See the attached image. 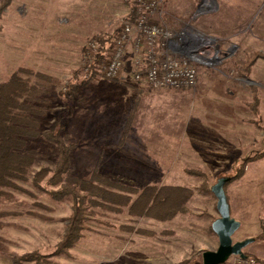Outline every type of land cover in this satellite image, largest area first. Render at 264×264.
<instances>
[{"label":"rangeland","instance_id":"1","mask_svg":"<svg viewBox=\"0 0 264 264\" xmlns=\"http://www.w3.org/2000/svg\"><path fill=\"white\" fill-rule=\"evenodd\" d=\"M70 1L15 0L12 6L8 7V14L4 16L3 23V16L0 19V82L4 81L15 69L33 61L32 50L36 47H45L47 44L60 47L63 40L67 38L64 37L63 30L67 24L66 20L70 25H76L85 23L84 16L95 17L98 7L95 8L94 0H90L91 6L87 5L84 8L76 6L77 0ZM124 2L125 0L121 1V3ZM123 8L125 9L124 5L119 6L116 25H119L125 18ZM263 13L264 0H260L258 1V50L252 44L246 47L244 43L242 45L241 42L249 43L256 40L250 37L245 38V41L242 39L238 47L230 46V52L235 54L232 59L220 60L221 53L215 51L216 45L220 43L218 39L205 37L206 44H203L201 48L208 50L206 56L211 63V67L208 68L204 65L198 66L199 77H202L201 93L204 96H212L216 92L229 95L228 92L231 90L235 94L233 99L237 97L238 102L235 103L240 105V111L246 108L254 115V118L244 120V126H246V128L243 127L244 132L248 135L246 146L239 147L232 142L229 147L217 149L215 152L219 154L220 159L199 157L201 153L188 157L190 151L182 150L183 157L174 158V154L168 157V162H176L172 165L163 166L155 157L148 159L152 162V166H142V168L135 166L133 172H128L126 166L108 165L105 156L110 154L108 152L110 149H107L109 142L112 141L111 143L114 144L119 139V143L122 144L125 135L115 133L94 135L90 134V125L83 129V125L76 123L85 121L84 114L81 111L76 112V109L85 105L83 97L86 99L89 92H94L90 89L92 87H89V90H83L82 93L77 88L72 96L65 98L57 93L63 90L65 92V86L69 81L73 80L78 83L83 77L81 54L71 73L61 80L58 79L60 81L59 90L48 95L50 96L49 101H45L46 103L33 101L37 107L43 104L50 114L44 118L45 113L40 118V135L49 129L58 118L64 127L65 123H74L69 134L65 133V130L63 133L66 142L73 145L70 154L77 173L98 171L115 182L136 187L138 190L148 185L167 184L185 187L191 191V196L184 202L187 212L177 213L168 220L132 216L127 212V207H123L122 212L99 210L96 216L98 220L87 223L89 229L84 230L83 237L69 249V255L49 256L50 263L176 264L184 260L201 262L202 251L217 248L218 239L211 229V222L218 217L215 208L216 199L208 188L219 177H229L235 173L243 158L264 150V58H258V72L254 74L255 76L253 75L258 79L256 80L258 88L251 86L250 80H246L237 72L246 57L256 51L264 53V22H261ZM47 35H49L48 38ZM88 39H81V47ZM76 53L74 48L71 54L73 59ZM75 72H78L76 76H74ZM222 73L226 78L222 77ZM209 75L215 76L216 85L207 78ZM232 78L239 79L236 82L240 87L236 88L234 85L236 83H233L235 81H232ZM89 80L90 78L85 84L90 82ZM197 84L193 87L178 89L191 95ZM252 87L258 89V115L254 114L247 105L252 102ZM105 112L103 111V114ZM79 115H81L80 118ZM218 128L222 135L224 131L222 126ZM211 131H213L212 128ZM86 136L93 140L98 136V139L96 138L98 141L89 142L88 138L87 140L84 138ZM106 139L108 140L105 141ZM29 141L30 149H36L39 155L34 156L35 161L32 172L29 174V180L20 184L30 189L35 196L9 190L18 201L27 203V206L8 201L0 202V264H36L34 261L16 260V257L29 252L51 254L64 233L65 219L71 212L69 197L62 201L53 200L42 189L34 187L31 183L33 172L42 167L54 168L57 147L51 142H44L40 136ZM94 144L98 148L103 145V150L98 152ZM91 147L94 150L91 151L89 149ZM96 154L102 155L100 160L95 158ZM47 188L55 190L57 187L47 186ZM225 192L228 202L229 198L233 201L230 216L240 222L239 228L232 235V240L238 241L246 237H254L255 240L243 248L244 253L249 257L241 258L238 255H231L223 264H264V237L261 236L264 230V157L248 162L243 175L228 183ZM131 197H136V194H132ZM235 197L244 202L240 203V206H243L241 209L238 207L239 202L234 203ZM35 201L45 204L46 208L34 205Z\"/></svg>","mask_w":264,"mask_h":264},{"label":"crops","instance_id":"2","mask_svg":"<svg viewBox=\"0 0 264 264\" xmlns=\"http://www.w3.org/2000/svg\"><path fill=\"white\" fill-rule=\"evenodd\" d=\"M121 1L123 0H94L95 8L98 7L95 17L84 16L85 23L76 25H70L66 20L67 24L63 30L64 37L67 38L63 40V44L60 47L57 45L55 47L54 44H47L45 47L42 46L43 48L36 47L32 50L33 61L23 67L31 68L59 80L66 77L78 63L83 48L81 47L82 38L90 39L102 36L111 39L119 29V25H116L119 6L124 5L125 9L122 10L125 18L129 12L126 0L124 3ZM161 1L162 22L174 34L188 31L203 38L218 39L220 43L216 45L215 51L221 53L220 60L232 59L235 54L230 52V46L238 47L241 45V40L245 41V38L248 37L256 40L249 43L241 42L242 45L244 43L246 47L252 44L258 50V1L260 0ZM76 2L78 7L91 6L90 0H77ZM8 10L6 8L2 15V23ZM261 22H264V13ZM48 37L49 35H47ZM74 48L77 52L75 59L71 55ZM207 52L208 50L204 52V59L196 62L197 70L199 65H204L205 68L211 67L206 56ZM177 54L180 55V53ZM131 59L132 43L130 42L125 52L123 78L110 80L97 74L90 78V82L78 89L80 93L85 89L89 90V87H92L90 89L94 91L89 92L86 99L82 96L85 105L77 108L76 112L81 111L85 121L76 122L78 125H83V129L90 125V134L94 135H110L112 133L125 135L122 144L119 143V139L114 144L111 143L112 141L109 142L107 149H110L108 151L110 154L105 156L108 165L126 166L128 172H133L135 166L140 168L152 166V162L148 160L152 157L158 158L159 164L163 166L175 164L176 162H168L167 159L172 154H174V158L183 157L182 150L191 152L188 157L201 153L202 155H198L199 157L207 156V158L220 159L219 154L215 152L217 149L229 147L232 142L239 147L246 146L248 135L244 132V128H246L244 120L252 119L254 115L246 108L240 111V105L235 103L238 102L237 97H234L235 100L233 99L235 94L231 90L228 92L229 95L216 92L212 96H204L200 90L202 77H199V72L198 84L192 90L191 95L183 93L180 89L152 88L146 82L136 81L132 78ZM257 72L258 60L252 66L249 77L245 78L250 80V85L256 88H258L256 81L258 79L253 75ZM221 75L226 78L224 73ZM207 78L216 85L215 76L209 75ZM226 80L228 81V79ZM231 80L235 81L233 83H236L234 84L236 88L240 87L236 82L239 80L238 78ZM58 90L59 87L55 89V92ZM63 91L59 95L65 98L66 95ZM47 99L49 101L50 96H47ZM40 102L38 101V103ZM33 104L37 106V104ZM40 105L39 108L46 111L44 118L48 117L50 115L48 109H45L43 104ZM103 111L106 112L103 114ZM76 112L75 114H77ZM81 113L79 112V114ZM80 117L81 115H79ZM90 122L92 123L90 124ZM65 125V133L69 134L74 123H65ZM232 125L234 127H231ZM219 126H222L224 130L222 135L218 130ZM215 129L217 131L214 132ZM84 138H88L89 142L98 141V136L94 137V140L89 139V136ZM44 142L48 141L44 140ZM94 146L98 152L104 148L103 145L99 147L100 149L97 145L94 144ZM89 149L94 150L92 147ZM101 156L96 154L95 158L100 160ZM231 189L235 190L233 187ZM234 200L235 204L239 202L238 207L241 209L243 206H240V203L243 201L237 197ZM232 202V199L229 198L230 210ZM256 252L258 253V250ZM256 255L258 256V254Z\"/></svg>","mask_w":264,"mask_h":264},{"label":"trees","instance_id":"3","mask_svg":"<svg viewBox=\"0 0 264 264\" xmlns=\"http://www.w3.org/2000/svg\"><path fill=\"white\" fill-rule=\"evenodd\" d=\"M12 1L0 0V19ZM126 3L129 7L126 18L133 20L138 13L137 4L135 0H126ZM93 39L101 45H106L110 40L102 36H96ZM258 58H264V53L256 51L246 57L237 69L239 75L248 78ZM81 72L83 73L81 81L77 83L72 80L65 86L66 97L72 96L77 88L85 84L89 78L97 75L93 67L86 71L81 70ZM77 74L78 72H75L74 76ZM59 85L60 81L57 78L28 67L15 69L4 81L0 82V202L8 201L27 206V203L18 201L9 190L35 196L30 189L20 183L29 180V174L32 172L35 161L34 156L39 155L36 149H30L29 140L39 136L57 147V157L53 169L42 167L33 172L31 183L34 187L42 189L53 200L62 201L67 197L71 199V212L65 219L64 233L52 253L29 252L17 256L16 260L19 261L29 260L36 264H52L49 256H68L69 249L83 237L84 230L89 229L87 223L98 220L96 216L99 210L122 212V208L127 207V212L132 216L168 220L177 213L187 212L184 202L191 196V191L181 186L148 185L138 190L136 187L115 182L98 171L77 173L70 154L73 145L66 142L63 133L65 127L60 122V118L56 119L54 124L40 135V117L46 111L33 104V101H47V96L52 94ZM58 93L62 94V91ZM247 105L254 114L258 115V94L253 87L252 102ZM263 157L264 150L243 158L235 173L229 176L224 190L228 183L243 175L248 162ZM47 186L57 188L52 190ZM210 188L211 186L208 189L211 190ZM132 194H136V197L132 198ZM33 204L46 208V205L39 201ZM261 236L264 237V230ZM246 257H249L248 254ZM176 264H202V260L201 262L184 260Z\"/></svg>","mask_w":264,"mask_h":264},{"label":"built area","instance_id":"4","mask_svg":"<svg viewBox=\"0 0 264 264\" xmlns=\"http://www.w3.org/2000/svg\"><path fill=\"white\" fill-rule=\"evenodd\" d=\"M135 2L137 15L133 20L124 18L106 45L93 38L85 42L81 53L83 71L93 67L104 78H123L126 47L131 42L134 80H142L152 88L195 86L197 65L189 57L204 59V38L188 31L174 34L161 20V0Z\"/></svg>","mask_w":264,"mask_h":264},{"label":"water","instance_id":"5","mask_svg":"<svg viewBox=\"0 0 264 264\" xmlns=\"http://www.w3.org/2000/svg\"><path fill=\"white\" fill-rule=\"evenodd\" d=\"M189 58L196 62L200 61L195 57L190 56ZM228 180V176H221L210 188L216 199L215 207L218 212V217L211 222V229L217 236L218 246L215 250L202 251V264H222L231 255L245 258L243 248L255 240L254 237L232 240V235L239 228L240 222L230 216V207L224 190V185Z\"/></svg>","mask_w":264,"mask_h":264}]
</instances>
